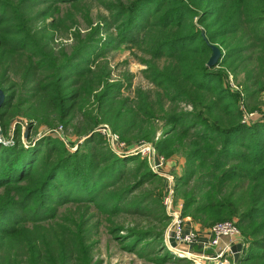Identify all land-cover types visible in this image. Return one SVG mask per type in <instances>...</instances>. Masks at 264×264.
<instances>
[{"label": "trees", "instance_id": "obj_1", "mask_svg": "<svg viewBox=\"0 0 264 264\" xmlns=\"http://www.w3.org/2000/svg\"><path fill=\"white\" fill-rule=\"evenodd\" d=\"M81 1L0 0V130L10 140L0 142V264H98L97 212H158L166 222L159 194H134L155 177L162 188L160 176L144 159L111 153L98 133L86 134L82 151L51 135L19 141L22 125L66 126L89 97L91 124L106 123L127 144L149 141L165 159L182 157L172 177L174 191L184 189L181 216L201 228L233 220L237 261L264 264V0H97L112 12L121 43L148 57L146 89L108 81L107 72L79 82L89 71L84 62L101 52L95 45L55 51L63 22L49 7ZM210 45L220 50L214 67L206 66ZM122 237L130 247L163 242L162 229L131 228Z\"/></svg>", "mask_w": 264, "mask_h": 264}, {"label": "rangeland", "instance_id": "obj_2", "mask_svg": "<svg viewBox=\"0 0 264 264\" xmlns=\"http://www.w3.org/2000/svg\"><path fill=\"white\" fill-rule=\"evenodd\" d=\"M105 1H112V3L115 4V0ZM118 1L119 2L117 4L121 2L125 4L130 0ZM48 11L52 14V16L61 18L63 22L62 26H60L54 32L55 40L53 42V47L55 51L61 49L66 53V55H70L82 43H85L86 45H88V47L93 48L95 45L97 48L101 49V52H99V55L97 57L93 58V60L84 62H88L85 66H87V69L89 71L87 74H85V76L78 78L80 79L79 82L83 81L84 79L96 82L98 75L103 72H107L108 81H119L124 85H128L129 88L137 86L142 87L143 89L151 88V85L143 78L142 75L144 65L142 64L141 59H147L148 57L134 45H130L125 42L121 43L122 39L117 34L118 32L112 18V12L104 9L97 2V0H82L79 4H77V6L68 3L53 4L51 7H49ZM86 17H88L90 24L86 22ZM49 19L50 18L48 17L46 21H48ZM95 31L98 33H96ZM103 41H106V43L103 44ZM228 77L229 81H231V77ZM261 99L263 101V105L261 107L262 111L260 112V115L264 114V91L261 93ZM250 116L258 117V113L255 112ZM95 117L96 116L92 107L91 97H89L87 100L81 103L80 109L75 112L71 121L66 126H61V129L60 131H58V133L56 132L58 128L55 127L60 126L59 124L48 128L43 123H41V125H32L28 129L26 128V137L23 138L22 134L25 126L22 125L19 128V141H21L22 143H25L26 141L33 142L36 139L43 137L44 135H51L64 142L65 146L69 148L70 151H73L75 149H77L78 151H82L85 150V147H83L82 144L87 133L96 132L100 135L99 128H101L102 125L107 126L109 130L113 132L110 127L104 122L97 121L95 124H91V120H96ZM13 127V123H11L9 130H12ZM115 134L117 135V133ZM0 142L7 144V142H10V140L2 138V135L0 133ZM140 143H149L152 145V143L149 141H140L131 144L125 143V145L127 146V150L131 151L132 148L135 149V147ZM91 145L93 146V150L95 147V143L92 142ZM103 145L104 148L113 153L104 140ZM100 147L101 148H97L95 150L99 149L98 152H104L105 150L103 149V146L100 145ZM123 150L125 151L126 149L123 148ZM135 152L136 153H124L117 156L125 157L135 155L138 157V159H144L146 161V156L141 155L138 151ZM166 160L167 159L163 158L160 168L156 167L161 175H158L155 171L152 170L157 174V176H160L162 180V188H160L159 186V180L155 177L153 179L145 181L142 185L138 186L134 194H141L152 191L154 192V194H159V199L162 203V197H164V195L166 194V188H170L172 192V204H176L179 202L181 205V199L179 195L184 189L181 187H177V190L174 191V183L172 177L175 175H180L183 159L181 156L176 155L170 160V163H168L166 172H163L161 171V166L165 164L164 162ZM134 164L135 162H129L127 163L126 167L130 168ZM148 168L150 169L149 166ZM163 175L169 176L170 182L167 181ZM91 207L92 210L95 209L93 208V205H91ZM62 208L63 207L59 208V211H61ZM97 213L99 216L97 217V234H95L94 236V238L97 239V243H95L93 247L92 257L93 260L98 262V264H213L212 260H199L194 257H180L177 254L173 253L170 247L165 246L163 242L156 238L153 240L139 239L133 243L134 245L132 247H130L131 239L124 240V238L122 237V235H124V231L131 228L145 230L150 229L153 232L160 231L162 229V233L164 234V231L169 222L168 216L166 222H161L158 218V212L155 214V217L152 214L150 216H142L123 212H119L115 215H109L100 212ZM183 217L188 218L187 216ZM106 218H108L109 221L111 220L112 223L107 222ZM112 226L123 227V230L117 232L114 230L109 231L108 229ZM145 242L147 243L144 244ZM235 262L236 264H241L238 261Z\"/></svg>", "mask_w": 264, "mask_h": 264}, {"label": "built area", "instance_id": "obj_3", "mask_svg": "<svg viewBox=\"0 0 264 264\" xmlns=\"http://www.w3.org/2000/svg\"><path fill=\"white\" fill-rule=\"evenodd\" d=\"M57 128L58 130L56 132L58 133L61 127L58 126ZM99 129L100 135L103 137V140L115 155L124 153L128 154L131 152L136 153L135 151H138L141 155L146 156V162L150 169L155 171L158 175H161L156 167L160 168L163 158L155 154V151L151 144L140 143L135 147V149L132 148L131 151H128L125 143L121 141L115 133L111 132L107 126L102 125ZM123 148L126 150L124 151ZM163 176L167 181L170 182L169 176ZM166 189V194L164 195V197H162V204L166 215L169 217V222L163 234V244L167 247H170L173 253L177 254L180 257H194L199 260H212L213 264H236L235 261L237 260L232 259V253L229 250L232 244H241L240 233L235 222L233 220H222L212 224L208 228V240L206 241V243H202L201 246L202 248L214 249L213 255L207 256L204 254L198 255L192 253L188 250V247L190 245L198 243L196 230L192 227L185 226V222L189 221V219L181 216L180 203L178 202L176 204H172L171 189ZM170 232L173 233V240L175 242V246L173 247H171L168 243V235ZM223 238H225L227 241L220 245Z\"/></svg>", "mask_w": 264, "mask_h": 264}, {"label": "crops", "instance_id": "obj_4", "mask_svg": "<svg viewBox=\"0 0 264 264\" xmlns=\"http://www.w3.org/2000/svg\"><path fill=\"white\" fill-rule=\"evenodd\" d=\"M171 159H167L164 163V165L161 167V171L166 172V167L168 165V163H170ZM185 226L186 227H192L193 229L196 230L197 233V238H198V243L190 245L188 247V250L192 253L195 254H204L207 256H211L214 254V249L212 248H202V243H206V241L208 240L209 237V232H208V227H199L197 224H193L190 221L185 222ZM227 240L225 238H223L221 240L220 245H222L224 242H226Z\"/></svg>", "mask_w": 264, "mask_h": 264}, {"label": "water", "instance_id": "obj_5", "mask_svg": "<svg viewBox=\"0 0 264 264\" xmlns=\"http://www.w3.org/2000/svg\"><path fill=\"white\" fill-rule=\"evenodd\" d=\"M211 53L206 61V66L207 67H214L216 66V63L218 62V59L220 57V50L216 45H210ZM3 95L2 92L0 91V103L2 101ZM1 133V132H0ZM22 137H26V128H24ZM168 243L171 247L175 246V242L173 240V233L170 232L168 235ZM230 252L232 253V258L233 260H237L239 258V254L241 251V244L240 243H235L230 246Z\"/></svg>", "mask_w": 264, "mask_h": 264}]
</instances>
